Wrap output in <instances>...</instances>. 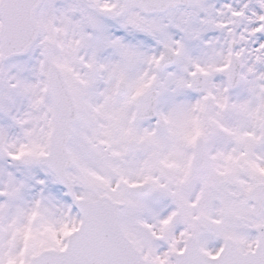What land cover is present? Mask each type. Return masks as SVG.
<instances>
[{"label": "snow or ice", "instance_id": "snow-or-ice-1", "mask_svg": "<svg viewBox=\"0 0 264 264\" xmlns=\"http://www.w3.org/2000/svg\"><path fill=\"white\" fill-rule=\"evenodd\" d=\"M0 264H264V0H0Z\"/></svg>", "mask_w": 264, "mask_h": 264}]
</instances>
